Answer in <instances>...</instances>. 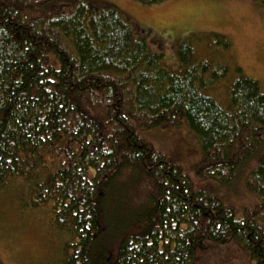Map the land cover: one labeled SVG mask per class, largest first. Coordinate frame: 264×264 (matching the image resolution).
I'll return each mask as SVG.
<instances>
[{
  "label": "trees",
  "instance_id": "obj_1",
  "mask_svg": "<svg viewBox=\"0 0 264 264\" xmlns=\"http://www.w3.org/2000/svg\"><path fill=\"white\" fill-rule=\"evenodd\" d=\"M152 4L165 0H138ZM114 5L0 0V192L33 181L31 205L69 233L60 264H192L239 243L264 264V89L230 64L224 34L192 33L178 64ZM184 120L201 139L200 175L241 180L258 203L194 189L144 131ZM129 172L154 190L135 214H108Z\"/></svg>",
  "mask_w": 264,
  "mask_h": 264
},
{
  "label": "rangeland",
  "instance_id": "obj_2",
  "mask_svg": "<svg viewBox=\"0 0 264 264\" xmlns=\"http://www.w3.org/2000/svg\"><path fill=\"white\" fill-rule=\"evenodd\" d=\"M96 5H114L131 22L136 33H148L152 49L163 52L176 67V47L186 36L211 32L224 34L231 46L226 59L258 79L264 89V0H165L146 4L138 0H92ZM153 144L174 157L194 189L204 190L234 206L240 217L244 208H254L256 194L241 180L224 183L198 171L201 139L186 120L180 125H162L144 131ZM33 181L18 178L0 192V264H60L66 243L74 241L51 222L49 213L31 205ZM154 190L143 175L129 172L111 192L108 214H135ZM192 264H253L237 242L213 244L199 251Z\"/></svg>",
  "mask_w": 264,
  "mask_h": 264
}]
</instances>
